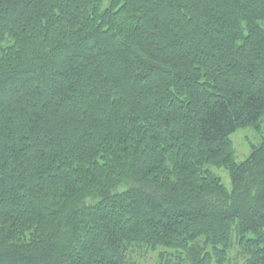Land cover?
I'll return each mask as SVG.
<instances>
[{
	"label": "trees",
	"instance_id": "obj_1",
	"mask_svg": "<svg viewBox=\"0 0 264 264\" xmlns=\"http://www.w3.org/2000/svg\"><path fill=\"white\" fill-rule=\"evenodd\" d=\"M234 246L264 264V0H0V264Z\"/></svg>",
	"mask_w": 264,
	"mask_h": 264
},
{
	"label": "rangeland",
	"instance_id": "obj_2",
	"mask_svg": "<svg viewBox=\"0 0 264 264\" xmlns=\"http://www.w3.org/2000/svg\"><path fill=\"white\" fill-rule=\"evenodd\" d=\"M262 137V133L252 127L239 128L230 136L234 149L235 160H244L250 152V144H257ZM213 171L221 178L224 186L230 190L231 180L228 171L224 167H213ZM142 254H145L142 256ZM158 253L151 252L145 248H137L131 253V259L135 264H158ZM242 259L238 255V248L234 246L230 251V264H241Z\"/></svg>",
	"mask_w": 264,
	"mask_h": 264
}]
</instances>
